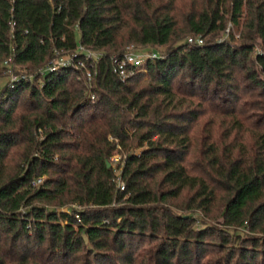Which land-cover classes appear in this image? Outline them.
<instances>
[{"label": "trees", "instance_id": "1", "mask_svg": "<svg viewBox=\"0 0 264 264\" xmlns=\"http://www.w3.org/2000/svg\"><path fill=\"white\" fill-rule=\"evenodd\" d=\"M7 59L0 264H264V0H0Z\"/></svg>", "mask_w": 264, "mask_h": 264}, {"label": "built area", "instance_id": "2", "mask_svg": "<svg viewBox=\"0 0 264 264\" xmlns=\"http://www.w3.org/2000/svg\"><path fill=\"white\" fill-rule=\"evenodd\" d=\"M187 41L190 44L193 43L202 44V40L199 37L188 38ZM78 52L79 54L82 55V58H80L79 61L75 64L76 67H84L86 62L92 65L93 63H97L98 61L101 60L100 53L79 46L76 53H73L70 57H66L64 59H61V55L59 53H56L57 57H55L52 61H50L49 62L50 65H48L49 64L48 63L47 64L48 66L45 69L44 68L40 69L39 73H43L46 70L55 71L60 66L72 64L71 63L72 59L78 58ZM156 57H157V53L154 51H149V50L143 51L136 49L134 46H130L122 55H118V56L115 55L111 58L112 73L115 76H117L121 81H125L129 77L135 75L137 72L144 71L142 67L145 64V62L151 59H155ZM86 77L88 80L87 85H89V82L91 80V74L88 70L86 72ZM26 78H27L26 75H22V76L15 75V77H13L8 83L10 84L14 81H17L18 79H26ZM91 98L93 99V96H91ZM110 161L113 164H117V165L119 164L120 169L118 174H120L121 168L123 166V161L121 162V157L117 155L112 156L110 158ZM118 187L120 188V190L124 189V185L119 179H118Z\"/></svg>", "mask_w": 264, "mask_h": 264}, {"label": "rangeland", "instance_id": "3", "mask_svg": "<svg viewBox=\"0 0 264 264\" xmlns=\"http://www.w3.org/2000/svg\"><path fill=\"white\" fill-rule=\"evenodd\" d=\"M132 46V45H131ZM130 47V46H129ZM129 47H127V48H129ZM155 50V49H154ZM156 50H158V49H156ZM143 51H145V50H143ZM159 51V50H158ZM55 57H57V55L55 54ZM67 56H64V55H61V59H64V58H66ZM54 59V58H53ZM52 59V60H53ZM51 60V61H52ZM48 65H50V63L48 64ZM47 65V66H48ZM46 66V67H47ZM3 67H5V74H4V76L3 77H1L0 78V92L2 91V89L5 87V85L13 78V77H15V75H18V76H22V75H28V76H32L31 74H29V73H27V71H26V66H17V65H14V64H12L11 63V59H7L4 63H3ZM45 67V68H46ZM44 68V69H45ZM39 71H40V69H38L37 70V74L39 73ZM86 81H88L87 80V77H86ZM145 148V146H142V147H140V148H138V149H134V153L135 154H139L143 149ZM115 155H117V156H120L121 157V155L120 154H114L113 156H115ZM110 163V165H111V167L112 168H114V172H115V174L116 175H119L118 173H119V164L117 165V164H113V163H111V162H109ZM65 208V207H64ZM198 226H200V225H198Z\"/></svg>", "mask_w": 264, "mask_h": 264}, {"label": "water", "instance_id": "4", "mask_svg": "<svg viewBox=\"0 0 264 264\" xmlns=\"http://www.w3.org/2000/svg\"><path fill=\"white\" fill-rule=\"evenodd\" d=\"M107 166L110 167V163L109 162L107 163Z\"/></svg>", "mask_w": 264, "mask_h": 264}]
</instances>
